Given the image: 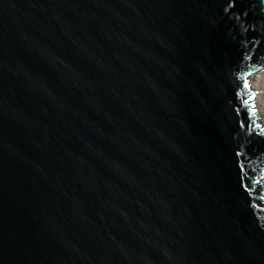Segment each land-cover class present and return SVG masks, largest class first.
Masks as SVG:
<instances>
[{
  "label": "water",
  "instance_id": "water-1",
  "mask_svg": "<svg viewBox=\"0 0 264 264\" xmlns=\"http://www.w3.org/2000/svg\"><path fill=\"white\" fill-rule=\"evenodd\" d=\"M263 67L264 0H0V264H264Z\"/></svg>",
  "mask_w": 264,
  "mask_h": 264
},
{
  "label": "bare ground",
  "instance_id": "bare-ground-1",
  "mask_svg": "<svg viewBox=\"0 0 264 264\" xmlns=\"http://www.w3.org/2000/svg\"><path fill=\"white\" fill-rule=\"evenodd\" d=\"M250 81L251 90L255 92L257 111L264 126V69L252 74Z\"/></svg>",
  "mask_w": 264,
  "mask_h": 264
},
{
  "label": "rangeland",
  "instance_id": "rangeland-1",
  "mask_svg": "<svg viewBox=\"0 0 264 264\" xmlns=\"http://www.w3.org/2000/svg\"><path fill=\"white\" fill-rule=\"evenodd\" d=\"M263 69H264V67H263ZM261 180L264 181V174L261 175Z\"/></svg>",
  "mask_w": 264,
  "mask_h": 264
},
{
  "label": "snow or ice",
  "instance_id": "snow-or-ice-1",
  "mask_svg": "<svg viewBox=\"0 0 264 264\" xmlns=\"http://www.w3.org/2000/svg\"><path fill=\"white\" fill-rule=\"evenodd\" d=\"M248 85L247 84H245V87H247Z\"/></svg>",
  "mask_w": 264,
  "mask_h": 264
}]
</instances>
